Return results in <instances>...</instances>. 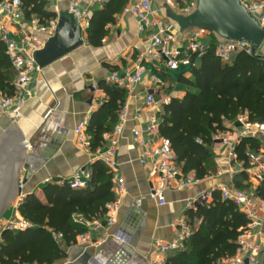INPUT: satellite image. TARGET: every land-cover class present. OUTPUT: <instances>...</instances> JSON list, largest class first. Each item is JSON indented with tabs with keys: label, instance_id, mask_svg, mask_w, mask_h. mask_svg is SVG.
<instances>
[{
	"label": "crops",
	"instance_id": "1",
	"mask_svg": "<svg viewBox=\"0 0 264 264\" xmlns=\"http://www.w3.org/2000/svg\"><path fill=\"white\" fill-rule=\"evenodd\" d=\"M193 1L196 0H151L160 20L173 25L179 41L185 39L187 30H181L177 18L186 15L184 8ZM100 5L102 4L92 6L91 13L93 8ZM68 7V0H54L50 9L56 15L64 13L62 17L71 23L70 15L66 14ZM139 26L136 17L121 12L116 16L115 23L107 26V34L98 46L88 43V29L78 27L82 43L33 73L32 97L25 102L21 116L13 119L8 112L0 113V137L16 123L27 141V154L34 156L35 172H30L27 164L21 166L18 185L20 181H24V193H35L44 199L43 189L46 184L71 180L81 170L90 169L93 162L101 161L95 157L107 149L110 135L119 123L120 112L124 107L127 109V119L119 135L115 155L117 166L115 169L110 168L115 194L118 179H123L125 184V192L119 199L115 220L110 223L108 210L92 221L84 220L87 232L79 235L76 244L67 249V257L55 264H84L82 258L86 255L91 256V261L97 260L95 264H160L163 258L175 251L165 255L156 246V242L175 240L180 231L178 221L181 219H186L191 226L188 219L191 208L188 202L205 191L235 184V176L244 172V162L231 159L227 146L214 140L210 150L216 172L200 180L195 177L194 172L187 174L186 176L198 181L187 188L167 189L165 204H159L149 197L156 184L157 175L152 164L143 165L140 162V143L157 141V138L145 132L152 116L163 114L164 105L172 98L181 99L185 96L186 89L179 77L191 76V61L180 64L176 70H167L163 62L153 58L145 59L142 62L145 69L143 80L132 89L123 88L126 91V101L113 130L105 133L103 146L92 151L91 145L85 146L79 141L75 133L76 126L84 120L89 122L109 98L101 84L114 83L109 79L113 73L123 78L135 73L139 54L145 51L150 42V33L156 30L154 28L141 31ZM9 28L13 34L20 36L18 26L9 25ZM41 38L46 40L48 37L41 34ZM257 53L264 56V43ZM200 64L201 58L197 57L194 65ZM149 93H153L157 100L163 102L162 110L146 105L145 100ZM166 101L169 102L165 103ZM246 120L248 113H241L235 119L226 121V129L216 134L220 133L238 144L244 137L243 123ZM259 125L264 127L263 124ZM135 129L144 131L140 142L134 140ZM87 135L91 141L88 132ZM254 137L261 144L258 152L264 153V135ZM232 174L233 180L230 177ZM245 183L250 184L246 191L256 193L258 184L252 182L249 176ZM17 203L18 194L12 206H8L0 216L2 228H7L11 222L18 223L24 219L19 213ZM262 217L260 233L251 238L254 251L242 255L235 253V256L224 260L222 264H264V212ZM83 235L86 236V241H82ZM188 240L183 248L187 246Z\"/></svg>",
	"mask_w": 264,
	"mask_h": 264
},
{
	"label": "trees",
	"instance_id": "2",
	"mask_svg": "<svg viewBox=\"0 0 264 264\" xmlns=\"http://www.w3.org/2000/svg\"><path fill=\"white\" fill-rule=\"evenodd\" d=\"M128 2L106 0L93 8L87 31L90 45H100L107 26L115 23ZM22 9L26 20L33 16L42 21L56 17L47 0H22ZM197 57L201 58L199 66L194 65ZM191 63V76L179 77L186 89L185 96L172 98L164 105L159 133L170 140L182 172H194L200 180L216 172L210 147L214 134L226 129V121L247 112L249 122L264 125V56L241 51L232 62H227L212 45L201 55L193 54ZM16 77L7 46L0 39V91L14 96ZM101 88L109 98L88 122L92 151L103 146L105 133L113 130L126 101V91L116 83L103 82ZM260 146L254 136L242 137L235 149L236 160L247 167L248 152H258ZM90 172L85 187L54 182L44 186V199L35 193L26 194L18 210L29 227L2 230L0 264H55L67 257V249L88 230L84 220L103 216L107 206L116 200L110 168L95 161ZM247 179V173L241 172L235 176V186L248 189ZM212 194L209 204L188 212L193 229L188 244L171 253L164 264H222L235 256L238 238L249 219L233 201L224 199L219 189L212 190ZM256 194L264 200V182L258 185Z\"/></svg>",
	"mask_w": 264,
	"mask_h": 264
},
{
	"label": "built area",
	"instance_id": "3",
	"mask_svg": "<svg viewBox=\"0 0 264 264\" xmlns=\"http://www.w3.org/2000/svg\"><path fill=\"white\" fill-rule=\"evenodd\" d=\"M49 10L51 3L54 0H47ZM69 7L66 14L73 17L75 23L81 29H88L90 26L91 7L95 4H103L106 0H68ZM242 4L247 8L249 13L253 15L260 24L264 25V0H241ZM196 5L193 1L184 8L186 14L190 13ZM123 13L132 15L139 20L141 31L146 29H154L149 35V44L145 51L139 54L138 61L135 67V73L126 77H120L117 73L110 75V81L116 83L122 88L132 89L136 84L143 80L145 69L142 62L147 58H153L163 62L167 70H176L182 63H189L193 54H203L214 45L216 54L227 62H232L236 55L241 51L252 53L251 45L245 41L221 40L210 29L205 27L191 28L187 30V35L183 41L177 40L173 31L174 27L170 23L160 20L157 10L153 7L151 0H130L123 10ZM64 15H56L47 21H42L40 18L33 16L30 20H26L22 9V0H2L0 2V39L7 46V54L17 72V77L14 80L16 94L9 96L0 91V113H10L13 119L21 116V109L25 102L32 97V75L34 72L40 71L35 54L43 49L47 40L52 37L59 25L61 17ZM3 20V22H1ZM9 25L18 26L21 34L18 37L10 30ZM41 34L48 38L42 39ZM215 39V40H214ZM214 43V44H213ZM169 101H166L167 103ZM145 103L148 107L162 110L163 102L157 100L153 93L146 96ZM127 109L124 107L120 112L119 123L111 133L107 149L98 153L95 158L106 163L109 168L115 169L117 162L115 155L119 143V135L121 134L124 122L127 119ZM161 114L152 116L151 121L145 132L157 138L154 143L141 142L142 147L139 160L143 165L154 166V171L157 175V181L149 193L151 200L159 204H165V191L170 188L183 189L187 188L198 180L182 173L177 164V157L172 148L169 139L160 136L159 124ZM243 126L242 136H257L264 135V127L259 124H253L246 120ZM88 121L80 122L75 133L79 141L85 145H90V140L87 135ZM143 130H134V140L140 142ZM214 140L220 141L226 145L229 150L231 159H236L235 142L229 140L228 137L219 134L214 135ZM244 171L250 177V180L256 184L264 182V153L263 152H248V166ZM91 177L90 169H83L78 172L73 179L64 180L58 184L69 183L72 187H85ZM231 179H234L232 174ZM25 182L20 181L18 185V206L24 200ZM221 196L224 199H229L244 212L249 222L242 234L238 238L236 253L242 255L247 252H253L254 247L251 244L253 235L260 233L264 212V200L257 196L254 192H248L235 186L234 183L219 187ZM125 192V184L123 179H118V187L116 190V200L108 206L110 215V223L114 222L115 214L118 208L119 199ZM212 190L205 191L198 195L195 199L188 202L191 209H196L198 205L208 204L212 201ZM179 234L178 237L171 241L165 242L157 240L156 246L163 254H168L171 251H176L183 248L184 243L192 234V228L186 219L178 221ZM29 223L22 219L21 222H11L8 224V229H26ZM82 241H86V236H82ZM166 257L160 261L164 264ZM92 264L97 263V260L91 261Z\"/></svg>",
	"mask_w": 264,
	"mask_h": 264
},
{
	"label": "water",
	"instance_id": "4",
	"mask_svg": "<svg viewBox=\"0 0 264 264\" xmlns=\"http://www.w3.org/2000/svg\"><path fill=\"white\" fill-rule=\"evenodd\" d=\"M177 22L182 31L205 27L221 40L245 41L254 53L264 43V25L249 13L241 0H196L194 9L178 16ZM81 43L79 29L62 17L55 35L35 54L36 61L42 68ZM26 147L27 141L16 123L0 137V216L12 206L18 194L21 166L27 164L29 171L35 172L34 156L27 154ZM82 261L92 264L89 255Z\"/></svg>",
	"mask_w": 264,
	"mask_h": 264
},
{
	"label": "rangeland",
	"instance_id": "5",
	"mask_svg": "<svg viewBox=\"0 0 264 264\" xmlns=\"http://www.w3.org/2000/svg\"><path fill=\"white\" fill-rule=\"evenodd\" d=\"M70 20H71V23H72V25H73L74 27H76V28L79 27V26L75 23V21H74V19H73L72 16H70ZM257 52H258V51H257ZM3 229H4V228H2L1 225H0V233L2 232Z\"/></svg>",
	"mask_w": 264,
	"mask_h": 264
}]
</instances>
